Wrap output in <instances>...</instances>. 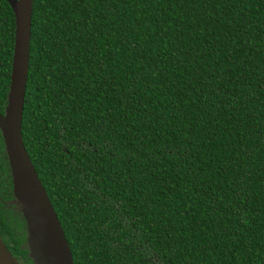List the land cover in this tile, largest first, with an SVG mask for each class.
<instances>
[{
    "label": "trees",
    "instance_id": "trees-1",
    "mask_svg": "<svg viewBox=\"0 0 264 264\" xmlns=\"http://www.w3.org/2000/svg\"><path fill=\"white\" fill-rule=\"evenodd\" d=\"M21 140L73 264H264V0H32Z\"/></svg>",
    "mask_w": 264,
    "mask_h": 264
},
{
    "label": "water",
    "instance_id": "water-1",
    "mask_svg": "<svg viewBox=\"0 0 264 264\" xmlns=\"http://www.w3.org/2000/svg\"><path fill=\"white\" fill-rule=\"evenodd\" d=\"M14 21L6 104L0 114V136L11 193L26 225L27 254L33 264H73L56 214L21 140V114L28 67L32 0H4ZM0 264H16L0 240Z\"/></svg>",
    "mask_w": 264,
    "mask_h": 264
},
{
    "label": "rangeland",
    "instance_id": "rangeland-1",
    "mask_svg": "<svg viewBox=\"0 0 264 264\" xmlns=\"http://www.w3.org/2000/svg\"><path fill=\"white\" fill-rule=\"evenodd\" d=\"M0 204L2 206V210L4 211V215L7 219H11V224L13 225L14 228H16V224L19 225V228H17V232L22 236L23 242L21 244V248L25 249L26 248V225L23 220V216L21 213V207L19 203L14 199L12 196V193L8 197V195L0 194Z\"/></svg>",
    "mask_w": 264,
    "mask_h": 264
},
{
    "label": "flooded vegetation",
    "instance_id": "flooded-vegetation-1",
    "mask_svg": "<svg viewBox=\"0 0 264 264\" xmlns=\"http://www.w3.org/2000/svg\"><path fill=\"white\" fill-rule=\"evenodd\" d=\"M1 114V113H0Z\"/></svg>",
    "mask_w": 264,
    "mask_h": 264
}]
</instances>
